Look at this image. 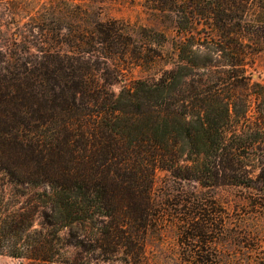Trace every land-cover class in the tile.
Listing matches in <instances>:
<instances>
[{
  "label": "trees",
  "instance_id": "1",
  "mask_svg": "<svg viewBox=\"0 0 264 264\" xmlns=\"http://www.w3.org/2000/svg\"><path fill=\"white\" fill-rule=\"evenodd\" d=\"M192 1L178 10L161 0V12L179 19L176 67L118 94L72 32L64 54L0 52V255L89 264L125 249L141 263L158 169L264 193V85L248 72L264 50V0ZM105 26H94L96 44L114 49Z\"/></svg>",
  "mask_w": 264,
  "mask_h": 264
},
{
  "label": "rangeland",
  "instance_id": "2",
  "mask_svg": "<svg viewBox=\"0 0 264 264\" xmlns=\"http://www.w3.org/2000/svg\"><path fill=\"white\" fill-rule=\"evenodd\" d=\"M177 2V9L185 10L193 1ZM178 21L177 15L161 12V0H0V52L36 56L41 55L40 50H51L64 54L71 50L72 32L81 39L85 63L100 69V82L118 94L123 86L136 81L155 83L176 67L174 43L180 38L175 29ZM98 22L119 32L118 36L113 31L114 49L96 44L99 36L94 26ZM144 29L164 34L168 43H154ZM119 47L129 50L128 53L114 52ZM253 62L248 72L254 82L264 85V50L254 56ZM152 202L155 217L139 264H194L197 260L207 264L264 262L263 192L244 186L202 185L194 180L176 179L171 172L158 169ZM204 216L207 221H203ZM230 229L236 236L233 243L228 238ZM198 233L203 234L202 243L194 237ZM192 235V239L187 238ZM68 251L73 256L74 250ZM124 251L105 260L89 259V264H133ZM0 264L28 263L0 255Z\"/></svg>",
  "mask_w": 264,
  "mask_h": 264
}]
</instances>
